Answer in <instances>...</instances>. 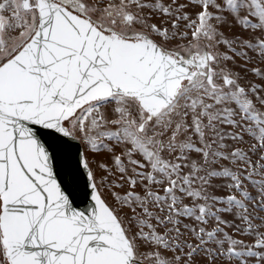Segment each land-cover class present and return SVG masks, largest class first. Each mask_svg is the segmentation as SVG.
<instances>
[{
	"label": "snow or ice",
	"instance_id": "snow-or-ice-1",
	"mask_svg": "<svg viewBox=\"0 0 264 264\" xmlns=\"http://www.w3.org/2000/svg\"><path fill=\"white\" fill-rule=\"evenodd\" d=\"M0 264H264V0H0Z\"/></svg>",
	"mask_w": 264,
	"mask_h": 264
}]
</instances>
